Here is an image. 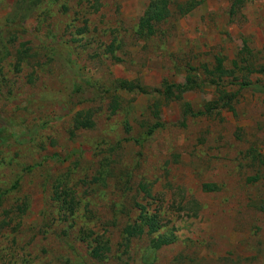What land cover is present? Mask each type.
Segmentation results:
<instances>
[{"label": "rangeland", "instance_id": "374dc122", "mask_svg": "<svg viewBox=\"0 0 264 264\" xmlns=\"http://www.w3.org/2000/svg\"><path fill=\"white\" fill-rule=\"evenodd\" d=\"M245 80L264 0H0V264H264Z\"/></svg>", "mask_w": 264, "mask_h": 264}, {"label": "trees", "instance_id": "16d2710c", "mask_svg": "<svg viewBox=\"0 0 264 264\" xmlns=\"http://www.w3.org/2000/svg\"><path fill=\"white\" fill-rule=\"evenodd\" d=\"M157 1L153 2L152 6H156V7H160V9H155V10H148L146 13V16L144 18H142V23L140 24L141 27L143 28H147V33L151 34L155 31V26L154 23L152 22L153 19L159 20L163 17V15L166 13L167 10V2L164 1V5H159V3H156ZM162 14V16H161ZM216 71H218V73L220 74V77L225 75L226 73H229V71L225 68L224 66V60L221 57H217V66H216ZM193 83L192 84H187V85H182V84H177V85H169L166 91V97L170 98L172 97V90H171V86L176 87L177 92H183L184 90H186L187 88H191L193 87ZM242 87H251L257 90H261L264 92V85H260L258 83H253L252 81H248L245 80L243 82H241ZM120 86L122 89H127V90H133L135 88V84L132 82H129L128 80H121L120 81ZM139 86V85H138ZM141 87V86H139ZM143 89V87H141ZM174 93V92H173ZM158 125H160L159 123L155 124L151 129L150 132H153ZM130 231H132V234H135L134 231V227L130 228ZM142 229L139 232H141Z\"/></svg>", "mask_w": 264, "mask_h": 264}]
</instances>
